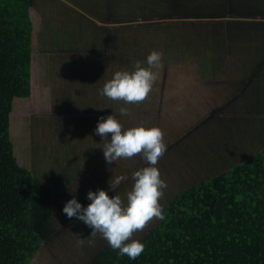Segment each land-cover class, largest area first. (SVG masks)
Masks as SVG:
<instances>
[{"label":"crops","instance_id":"obj_1","mask_svg":"<svg viewBox=\"0 0 264 264\" xmlns=\"http://www.w3.org/2000/svg\"><path fill=\"white\" fill-rule=\"evenodd\" d=\"M188 2L191 16L178 18L174 13L168 18L166 0H35L29 11L33 26L31 75L33 83H37V70L44 65L42 62L62 70L56 83L49 82L57 85L56 94L65 95H58L51 107L59 116L51 115L66 118L56 129L66 131L71 125L77 131L85 127L92 133L100 117L116 115L125 130L141 122L147 127H160L167 148L180 142V146L188 147L192 141L201 139L195 148L222 156L218 149L225 152L224 144L215 145L198 134L213 128L203 127L204 122H213L212 117L214 125L236 122L235 106L228 104L244 91L251 108L254 103L255 116H264V18L257 16L254 19L257 24L253 25L245 23L246 18L231 14L214 17L194 10L193 4L203 0ZM209 21L214 26L209 27ZM153 50L162 52L163 59L161 66L154 69L158 78L144 102L125 104L100 94L116 71H132L135 61L147 67V56ZM209 60L214 65L208 66ZM248 74L254 76L252 83H248ZM202 77L206 85L199 83ZM193 78L200 86L184 83L180 87ZM194 94L198 101L190 99ZM122 107L128 109L127 114H120ZM71 118L80 121L73 124L67 121ZM256 126L264 133V126ZM197 128L200 131L191 136ZM91 137L100 149L109 142L99 135ZM249 143L255 149L251 140Z\"/></svg>","mask_w":264,"mask_h":264},{"label":"trees","instance_id":"obj_2","mask_svg":"<svg viewBox=\"0 0 264 264\" xmlns=\"http://www.w3.org/2000/svg\"><path fill=\"white\" fill-rule=\"evenodd\" d=\"M187 1L166 0V16H191ZM240 1L203 0L193 6L200 14H231L253 25L257 16L264 18V0ZM34 2L0 0V264H30L43 243L66 231L55 217L59 195L20 164L10 136L13 100L30 98L37 84L31 75ZM253 119L247 123L255 131L252 154L168 200L165 218L138 239L144 251L136 260L118 255L103 239L83 264H264V133L256 126H264V118Z\"/></svg>","mask_w":264,"mask_h":264},{"label":"rangeland","instance_id":"obj_3","mask_svg":"<svg viewBox=\"0 0 264 264\" xmlns=\"http://www.w3.org/2000/svg\"><path fill=\"white\" fill-rule=\"evenodd\" d=\"M207 24L210 25L209 27L214 26L212 21L207 22ZM49 38H52V36H49ZM43 58L46 59L45 56ZM42 63L44 65L37 70L38 80L37 84H33L31 97L28 99L15 98L13 100L14 108L10 114V136L20 164L28 166L27 168L31 169L38 179L54 190V195H59V200L55 202V210L57 211L55 217L58 222H61L62 228L66 231L61 233L59 237H57L58 235L52 237L47 245L43 243L30 264H83L92 256L97 247L104 243V240L100 234H97L95 246H89L87 241L90 238L92 229L82 221L74 219L75 217L69 219L63 213L65 204L75 198L84 207H87L91 203L87 199L88 192L90 190L95 192L100 189L108 192L110 197L119 195L126 202V194L131 190L134 183L132 174L149 165L141 155L129 159L122 158L109 164L105 159L103 148L96 147L97 143L94 142L93 144L91 141V134L95 138L98 136L95 131L91 133L85 127L82 131H77L71 125L66 127V131L57 130L56 128L64 124L66 118H57L55 115L59 116V112H52L51 107L56 102L58 95L60 97L65 95L56 94L58 88L54 86L57 85H51L49 82L56 83L62 70L57 66L48 67L45 64L46 62ZM207 64L208 66L214 65L210 60ZM65 72H67L66 69ZM197 74L199 73L197 72ZM177 77L180 79L181 75L177 74ZM71 78L74 80L72 74ZM205 80L202 77L198 81L201 85H206L203 83L206 82ZM184 83H194V86H200L199 83H196L195 78L183 82L180 87ZM184 92L186 95H190L187 89H184ZM245 96L246 91L232 99L233 103L228 104L229 106H235L236 122L214 125L215 118L212 117L213 122L203 123V127L212 125V129L198 133L200 128H197L191 133V136L198 133L215 145H218L217 143L224 144L227 150L222 152L218 149V151L223 153L222 156L226 154V157L219 158V154L216 152L195 148L202 141L201 139L192 141L188 147L180 146L182 144L180 142L175 147L167 148L156 165L161 173V179L167 183V188L163 190L164 195L160 200L163 209L168 200L202 180L201 178L206 179L220 172L223 168H229L242 155L252 154L254 150L250 152V149L253 148L249 147L248 143L251 140L250 134L254 137L255 131L254 126H250L248 129L247 123H254L255 111H253V107H250V99L244 98ZM197 97L194 94L190 99L198 101L199 98ZM262 98L264 99V88ZM67 100L72 103L70 98H67ZM74 101L81 102L77 99ZM57 107H59L58 103ZM247 108L249 110L245 113L244 110ZM51 113L55 115H51ZM239 116L245 120L244 124L238 121ZM171 118L176 119L179 117ZM188 118L183 117V119ZM67 121L73 123L80 120L71 118ZM161 122H164V117ZM261 123L264 125V120ZM109 139H111V134H109ZM237 152L238 154H236ZM232 153L236 155L233 156ZM119 176H124L126 179L113 190L109 181ZM156 221L157 219L151 221L143 231L135 233L133 238L140 239L143 233L153 226ZM58 227L60 228V226ZM79 238L85 239V244L78 248L76 241Z\"/></svg>","mask_w":264,"mask_h":264},{"label":"clouds","instance_id":"obj_4","mask_svg":"<svg viewBox=\"0 0 264 264\" xmlns=\"http://www.w3.org/2000/svg\"><path fill=\"white\" fill-rule=\"evenodd\" d=\"M162 59V52L151 51L147 56V67L143 66V62L135 61L132 71H116L105 82L100 94L125 104L144 102L158 78L154 69L161 66ZM119 112L125 115L128 109L122 107ZM95 133L104 140L111 134V140L102 147L109 164L141 155L149 166L132 174L134 183L126 194V202L119 195L110 197L103 189L95 192L90 190L87 199L91 203L87 207L73 198L65 204L63 213L69 219L76 217L92 229L87 241L89 246H95V237L100 234L113 250L118 251V255L136 260L143 253L144 245L133 238L134 234L143 231L154 219L165 218L160 200L167 183L161 179L156 167L167 150L164 133L159 127H147L143 122L125 130L116 115L100 117ZM125 179L124 176L112 178L109 181L111 188L115 190ZM84 244L85 239L76 241L78 248Z\"/></svg>","mask_w":264,"mask_h":264}]
</instances>
